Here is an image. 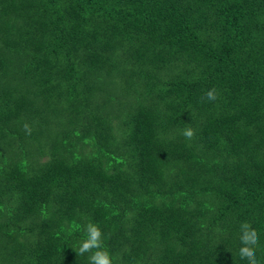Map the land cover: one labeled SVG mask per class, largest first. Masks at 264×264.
<instances>
[{
    "label": "trees",
    "instance_id": "trees-1",
    "mask_svg": "<svg viewBox=\"0 0 264 264\" xmlns=\"http://www.w3.org/2000/svg\"><path fill=\"white\" fill-rule=\"evenodd\" d=\"M242 222L264 264V0H0V264H247Z\"/></svg>",
    "mask_w": 264,
    "mask_h": 264
},
{
    "label": "clouds",
    "instance_id": "clouds-1",
    "mask_svg": "<svg viewBox=\"0 0 264 264\" xmlns=\"http://www.w3.org/2000/svg\"><path fill=\"white\" fill-rule=\"evenodd\" d=\"M218 98L217 90L212 88L207 90L202 101L214 102ZM25 131L30 134V127L28 124L24 125ZM181 134L187 139L192 140L195 136V130L191 127H185L182 129ZM240 231V243L239 256L242 260H246L247 264H258L256 258V247L259 243V235L255 228L248 222H242L239 226ZM103 233L101 229L96 225L89 223L86 226V236L81 242V245L77 251L78 255H84L90 253L88 256L89 264H113L112 257L109 252L103 247Z\"/></svg>",
    "mask_w": 264,
    "mask_h": 264
}]
</instances>
